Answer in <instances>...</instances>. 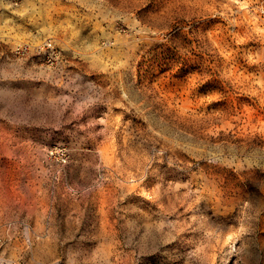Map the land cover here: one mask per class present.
Wrapping results in <instances>:
<instances>
[{
    "label": "rangeland",
    "instance_id": "374dc122",
    "mask_svg": "<svg viewBox=\"0 0 264 264\" xmlns=\"http://www.w3.org/2000/svg\"><path fill=\"white\" fill-rule=\"evenodd\" d=\"M0 264H264V0H0Z\"/></svg>",
    "mask_w": 264,
    "mask_h": 264
},
{
    "label": "built area",
    "instance_id": "2783aa9c",
    "mask_svg": "<svg viewBox=\"0 0 264 264\" xmlns=\"http://www.w3.org/2000/svg\"><path fill=\"white\" fill-rule=\"evenodd\" d=\"M51 154L57 155L60 163L65 164L67 162L68 157H67L66 152L64 150L55 148V149L51 150Z\"/></svg>",
    "mask_w": 264,
    "mask_h": 264
},
{
    "label": "snow or ice",
    "instance_id": "6c2138e0",
    "mask_svg": "<svg viewBox=\"0 0 264 264\" xmlns=\"http://www.w3.org/2000/svg\"><path fill=\"white\" fill-rule=\"evenodd\" d=\"M150 6H151V5H150ZM150 6H149V7H150Z\"/></svg>",
    "mask_w": 264,
    "mask_h": 264
}]
</instances>
